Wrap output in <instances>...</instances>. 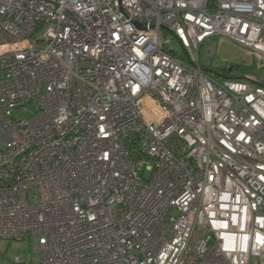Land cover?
<instances>
[{
	"label": "built area",
	"instance_id": "obj_1",
	"mask_svg": "<svg viewBox=\"0 0 264 264\" xmlns=\"http://www.w3.org/2000/svg\"><path fill=\"white\" fill-rule=\"evenodd\" d=\"M263 70L264 0H0V264H264Z\"/></svg>",
	"mask_w": 264,
	"mask_h": 264
},
{
	"label": "rangeland",
	"instance_id": "obj_2",
	"mask_svg": "<svg viewBox=\"0 0 264 264\" xmlns=\"http://www.w3.org/2000/svg\"><path fill=\"white\" fill-rule=\"evenodd\" d=\"M166 40H169V50L182 52L181 46L173 35L167 34ZM199 59L201 67L217 75L225 74L226 68L231 65L252 66L255 73L258 71L259 60L250 55L246 49L225 37H214L207 40L200 49ZM264 73V70L262 71ZM253 74V73H249ZM25 114L17 115L16 119L25 118ZM149 178V174L146 175ZM0 254L13 261L20 258L25 260L31 254V248L24 242L19 241H0Z\"/></svg>",
	"mask_w": 264,
	"mask_h": 264
},
{
	"label": "trees",
	"instance_id": "obj_3",
	"mask_svg": "<svg viewBox=\"0 0 264 264\" xmlns=\"http://www.w3.org/2000/svg\"><path fill=\"white\" fill-rule=\"evenodd\" d=\"M229 69H232L230 77L233 79H239L245 74L255 72V69L252 66H243V65H231L229 68H226L225 73H228ZM229 74V73H228Z\"/></svg>",
	"mask_w": 264,
	"mask_h": 264
},
{
	"label": "flooded vegetation",
	"instance_id": "obj_4",
	"mask_svg": "<svg viewBox=\"0 0 264 264\" xmlns=\"http://www.w3.org/2000/svg\"><path fill=\"white\" fill-rule=\"evenodd\" d=\"M229 71H230V69H229ZM229 71H228L229 74L228 73H225L224 75L225 76H230V74L232 73V71H230V72Z\"/></svg>",
	"mask_w": 264,
	"mask_h": 264
},
{
	"label": "water",
	"instance_id": "obj_5",
	"mask_svg": "<svg viewBox=\"0 0 264 264\" xmlns=\"http://www.w3.org/2000/svg\"><path fill=\"white\" fill-rule=\"evenodd\" d=\"M217 75V74H216ZM218 77H220V78H226L225 76H222V75H218Z\"/></svg>",
	"mask_w": 264,
	"mask_h": 264
}]
</instances>
